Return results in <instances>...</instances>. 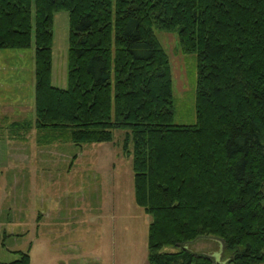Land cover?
Instances as JSON below:
<instances>
[{
	"label": "trees",
	"instance_id": "1",
	"mask_svg": "<svg viewBox=\"0 0 264 264\" xmlns=\"http://www.w3.org/2000/svg\"><path fill=\"white\" fill-rule=\"evenodd\" d=\"M68 14L66 87L52 23ZM196 54L192 124L173 123L169 55ZM33 46L38 141L109 142L124 130L134 200L151 216L146 264H264V0H0V48ZM132 150H129V144ZM211 237L223 260L187 249ZM178 245L175 252L160 251ZM11 263L30 264L19 252Z\"/></svg>",
	"mask_w": 264,
	"mask_h": 264
},
{
	"label": "rangeland",
	"instance_id": "2",
	"mask_svg": "<svg viewBox=\"0 0 264 264\" xmlns=\"http://www.w3.org/2000/svg\"><path fill=\"white\" fill-rule=\"evenodd\" d=\"M68 30L67 12H55L51 82L59 87L67 82ZM155 34L170 59L173 123L192 124L196 54L181 50L176 32ZM33 96V46L0 48V111L7 98L21 119L32 120ZM16 129L0 125V262L11 263L22 251L30 264H146L151 216L134 200L124 130L115 129L109 142L73 144L39 142L34 127ZM184 246L223 260L218 239Z\"/></svg>",
	"mask_w": 264,
	"mask_h": 264
},
{
	"label": "crops",
	"instance_id": "3",
	"mask_svg": "<svg viewBox=\"0 0 264 264\" xmlns=\"http://www.w3.org/2000/svg\"><path fill=\"white\" fill-rule=\"evenodd\" d=\"M14 80H12L11 84L13 85ZM3 102V112L0 111V125L10 126L15 121H18L21 115L16 111H13L14 103H10L7 98L4 99ZM1 106V103H0Z\"/></svg>",
	"mask_w": 264,
	"mask_h": 264
},
{
	"label": "water",
	"instance_id": "4",
	"mask_svg": "<svg viewBox=\"0 0 264 264\" xmlns=\"http://www.w3.org/2000/svg\"><path fill=\"white\" fill-rule=\"evenodd\" d=\"M217 262H219V259H216Z\"/></svg>",
	"mask_w": 264,
	"mask_h": 264
}]
</instances>
